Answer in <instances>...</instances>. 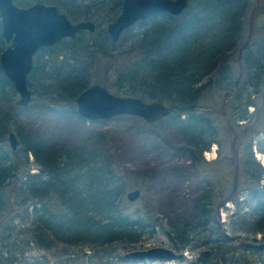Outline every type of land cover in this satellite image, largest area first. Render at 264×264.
<instances>
[{
	"label": "trees",
	"instance_id": "obj_1",
	"mask_svg": "<svg viewBox=\"0 0 264 264\" xmlns=\"http://www.w3.org/2000/svg\"><path fill=\"white\" fill-rule=\"evenodd\" d=\"M14 1L51 3L70 19L95 23V34L79 32L48 48L50 70L40 76V87L50 104L75 114L76 94L92 83L159 101L168 107L160 120L186 137V151L198 169L204 163L201 152L212 143L226 144L231 167L224 191L216 193L205 176L206 188L179 226L156 216L143 198L131 207L125 193L132 181L117 168L112 152L106 159L93 149L68 150L26 137L11 150L10 117L0 112V264H50L45 255L24 259L30 247L51 257L73 248L96 252L119 244L127 249L158 230L176 252L205 232L199 245L210 251L203 258L209 264H252L241 258L244 250L263 255L252 245L255 235L264 238V168L251 148L264 157V0H188L179 15L138 21L142 28L127 52H116V46L130 27L115 43L104 32L121 0ZM4 45L0 36V51ZM0 96H16L1 70ZM26 154L36 172H30ZM240 190L246 193L237 208L244 235L230 236L218 210L225 202L237 206Z\"/></svg>",
	"mask_w": 264,
	"mask_h": 264
},
{
	"label": "rangeland",
	"instance_id": "obj_2",
	"mask_svg": "<svg viewBox=\"0 0 264 264\" xmlns=\"http://www.w3.org/2000/svg\"><path fill=\"white\" fill-rule=\"evenodd\" d=\"M90 1L95 3L98 0ZM251 13L249 11V17ZM141 28L138 23L131 26L125 32L123 39L117 43L116 52H127L131 37ZM93 33L95 34L96 30ZM52 51L56 52V49ZM48 55L50 52L40 50L34 58V70L27 83L32 96L25 106L15 105L16 96L14 99L0 96V112L10 117L9 130L13 132L16 139L31 138L52 147L68 150L93 149L100 152L106 159L112 152L117 168L128 174L133 184L132 188H138V198L145 199L156 216L179 226L189 220L194 200L206 188L205 176L209 175L208 177L213 180V190L216 193L218 188L223 191L228 189L231 156L225 143L220 146L212 143L207 150L202 151L201 158L204 163H201L198 169L186 151L188 145L186 137L165 120L145 125L135 116L118 115L107 120L89 122L57 105L50 104L40 87V76L50 70ZM109 91L125 96V93L117 94L114 89ZM248 111H251V108H248ZM17 132H20V136ZM251 152L255 160L264 168L262 154L255 147L251 148ZM194 154L198 155L197 152ZM26 157L30 164V172H36L31 155L26 154ZM245 197L246 193L240 190L237 206L234 203L225 202L218 210L221 226L227 235H244L238 230L242 225L238 218L242 210L238 213L237 208L243 206ZM137 205L139 200L132 202L131 207ZM13 223L19 227L24 225L23 222L21 225L19 220H14ZM204 235L205 232L196 233L191 237L188 248L181 251L182 257L173 261L133 262L122 258L125 252L134 249L153 246L171 248L168 239L159 230L151 237H145L139 243L128 246L127 249H123L119 244L110 245L96 252L73 248L68 251H54V256L51 257L49 253L30 247L25 252L24 259L35 255H45L46 258H50V264H209L208 259L195 260L198 252L204 249L199 245ZM255 240L259 242L264 238L257 234ZM241 258L252 264L260 262L264 264V254H252L244 250Z\"/></svg>",
	"mask_w": 264,
	"mask_h": 264
},
{
	"label": "water",
	"instance_id": "obj_3",
	"mask_svg": "<svg viewBox=\"0 0 264 264\" xmlns=\"http://www.w3.org/2000/svg\"><path fill=\"white\" fill-rule=\"evenodd\" d=\"M188 0H121L118 13L105 24L104 31L110 42L140 20L158 14L179 15ZM90 21L71 22L54 5L34 2L25 7L16 6L13 0H0V35L8 46L0 52V70L13 88L15 105L25 106L31 100L26 78L32 67V56L40 47L54 44L62 38H73L82 30L92 31ZM75 114L85 121L107 120L118 115H130L143 122L153 123L168 114V107L159 101H144L136 96H119L99 83H92L74 98ZM9 148L14 150L18 141L13 132L7 133ZM138 188L126 191L125 199L134 202ZM253 248L264 250V240ZM208 249L200 250L196 261L206 258ZM182 257L171 248L153 246L125 252L123 259L133 262L173 261Z\"/></svg>",
	"mask_w": 264,
	"mask_h": 264
},
{
	"label": "flooded vegetation",
	"instance_id": "obj_4",
	"mask_svg": "<svg viewBox=\"0 0 264 264\" xmlns=\"http://www.w3.org/2000/svg\"><path fill=\"white\" fill-rule=\"evenodd\" d=\"M34 2H40V3H43V4H47V5H54V4H51V3H46V2H42V1H33V2H30V3H28V4H26V5H17L16 3H15V1L13 0V3L16 5V6H19V7H25V6H27V5H29V4H32V3H34ZM120 3H121V1H120ZM54 6H56V5H54ZM57 7V6H56ZM119 7H120V4H119ZM59 10V9H58ZM60 11V10H59ZM119 11V10H118ZM61 12V11H60ZM63 13V12H62ZM118 13V12H117ZM65 14V13H64ZM66 15V14H65ZM66 17L71 21V22H76V21H90L92 24H93V26H94V28H93V30L90 32V31H88V30H82V31H79V32H90V33H93V31L95 30V23L93 22V21H91L90 19H76V20H74V19H70L67 15H66ZM110 21V20H109ZM108 22V21H107ZM106 22V23H107ZM105 27V26H104ZM131 27V26H130ZM78 32V33H79ZM105 32V31H104ZM78 33H76V35L78 34ZM76 35L73 37V38H75L76 37ZM105 35H106V33H105ZM1 36V35H0ZM107 36V35H106ZM120 36V35H119ZM2 38V37H1ZM73 38H62L61 40H59L58 42H56V43H54V44H51V45H48V46H44V47H40V48H38L37 50H35V52H34V54H33V56H32V67H31V69L34 67V58H35V56L37 55V53L40 51V50H46V51H48L49 52V49L48 48H50V47H53V46H56L59 42H61V41H63V40H66V39H73ZM107 39H108V37H107ZM118 39H119V37H118ZM117 39V40H118ZM2 40H3V38H2ZM109 40V39H108ZM3 42L5 43V45H4V47H3V49L5 48V47H7L8 46V44H9V42H6V41H4L3 40ZM110 42V41H109ZM112 43V42H111ZM113 43H115V42H113ZM2 49V50H3ZM1 50V51H2ZM0 51V52H1ZM31 71V70H30ZM29 74V73H28ZM28 76V75H27ZM26 83H27V78H26ZM90 85V84H89ZM88 86V85H87ZM28 87V86H27Z\"/></svg>",
	"mask_w": 264,
	"mask_h": 264
}]
</instances>
